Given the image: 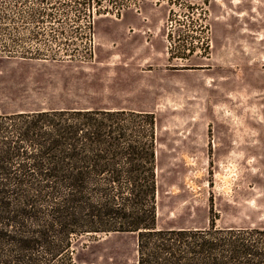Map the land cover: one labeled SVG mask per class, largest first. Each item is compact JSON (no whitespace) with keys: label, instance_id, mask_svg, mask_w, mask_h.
<instances>
[{"label":"rangeland","instance_id":"374dc122","mask_svg":"<svg viewBox=\"0 0 264 264\" xmlns=\"http://www.w3.org/2000/svg\"><path fill=\"white\" fill-rule=\"evenodd\" d=\"M63 107L154 114L162 226H264V0H0V112ZM81 241L56 264H136Z\"/></svg>","mask_w":264,"mask_h":264},{"label":"trees","instance_id":"16d2710c","mask_svg":"<svg viewBox=\"0 0 264 264\" xmlns=\"http://www.w3.org/2000/svg\"><path fill=\"white\" fill-rule=\"evenodd\" d=\"M154 125L119 109L0 112V264L71 263L102 233L134 236L136 264H264V226L159 223Z\"/></svg>","mask_w":264,"mask_h":264},{"label":"flooded vegetation","instance_id":"af4514ba","mask_svg":"<svg viewBox=\"0 0 264 264\" xmlns=\"http://www.w3.org/2000/svg\"><path fill=\"white\" fill-rule=\"evenodd\" d=\"M133 2H135V1H139V0H132ZM166 2H167V0H165Z\"/></svg>","mask_w":264,"mask_h":264},{"label":"bare ground","instance_id":"6f19581e","mask_svg":"<svg viewBox=\"0 0 264 264\" xmlns=\"http://www.w3.org/2000/svg\"><path fill=\"white\" fill-rule=\"evenodd\" d=\"M239 0H235V3H237Z\"/></svg>","mask_w":264,"mask_h":264}]
</instances>
